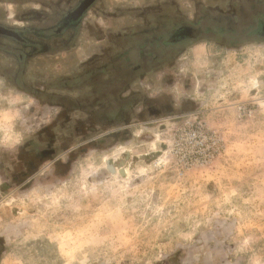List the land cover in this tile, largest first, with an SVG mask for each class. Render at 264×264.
Here are the masks:
<instances>
[{
	"label": "rangeland",
	"instance_id": "rangeland-1",
	"mask_svg": "<svg viewBox=\"0 0 264 264\" xmlns=\"http://www.w3.org/2000/svg\"><path fill=\"white\" fill-rule=\"evenodd\" d=\"M29 10L51 12L0 0V25L44 24L18 18ZM147 19L158 33L211 27V40L152 42L176 54L120 94L133 96L121 114L59 97L83 101L52 83ZM261 25L264 0H96L68 48L32 53L0 34V264H264Z\"/></svg>",
	"mask_w": 264,
	"mask_h": 264
},
{
	"label": "trees",
	"instance_id": "trees-1",
	"mask_svg": "<svg viewBox=\"0 0 264 264\" xmlns=\"http://www.w3.org/2000/svg\"><path fill=\"white\" fill-rule=\"evenodd\" d=\"M210 18L216 19L215 16H210ZM201 19L202 17L199 16L198 21H201ZM148 21L149 24H145L137 30L116 38L117 40L119 38L126 39L124 43L117 44L119 46L117 53L103 57L98 63L86 65L81 71L72 76H61L52 83L55 88L77 89L79 91L82 89L83 93H85L83 101L67 95L59 97H64L70 101L72 108H83L85 110H91L94 107L103 110L104 106L115 104L114 110L118 112L117 114H121V111L132 105V95L121 98L120 94L141 75L169 62L176 54L170 55L169 53L164 57H160L161 52L164 50L160 51L159 49L151 48L152 42L161 45H171L176 37L173 35L175 29L183 24L179 23V21L170 23L167 25L168 31L165 29V31L158 33L159 26L150 20ZM210 29L211 27H206L204 30ZM187 40L188 38L186 37L183 41L187 42ZM35 52L33 50L32 53ZM173 52H178V49H174ZM19 55H24L23 50H20ZM43 93L39 92L38 94L41 95ZM55 95L53 98H58V94ZM113 119L114 116H108V120L113 121Z\"/></svg>",
	"mask_w": 264,
	"mask_h": 264
},
{
	"label": "flooded vegetation",
	"instance_id": "flooded-vegetation-1",
	"mask_svg": "<svg viewBox=\"0 0 264 264\" xmlns=\"http://www.w3.org/2000/svg\"><path fill=\"white\" fill-rule=\"evenodd\" d=\"M33 1L40 2L45 6L50 7L51 12L40 13L34 10H29L27 13L18 16V18L25 21H43L44 24H41L39 26L21 27H6L0 25V34L9 36L12 40L20 45L19 48L21 49L28 48L31 50L39 49L47 51L52 49L68 48L71 45L70 42L75 37L80 19L96 0H76L75 2H72L71 6L69 8H66L65 10H58L54 7V5L52 6L50 3H45L43 0ZM84 2L86 6L81 8L80 6H82ZM69 3H71V1ZM52 23L53 25H51ZM206 32L208 31H202V28L199 26L191 25L190 21L187 23H183L178 26L177 29H175L173 35L176 37L173 39L171 46L177 45L182 42L184 43L185 41L183 40L186 37L188 38V42H198L199 40L203 39L211 40V38L206 35ZM257 32L264 34V25H261L260 30H258ZM63 36L65 38L64 40H61ZM29 54L30 53H27V55ZM24 57L22 55H19L17 56V60L23 59ZM149 110L151 112L159 111L158 109L154 110L150 107ZM41 151L44 153L45 157L49 156L52 153V150L48 148H44Z\"/></svg>",
	"mask_w": 264,
	"mask_h": 264
},
{
	"label": "crops",
	"instance_id": "crops-1",
	"mask_svg": "<svg viewBox=\"0 0 264 264\" xmlns=\"http://www.w3.org/2000/svg\"><path fill=\"white\" fill-rule=\"evenodd\" d=\"M90 56H91V53L88 54V55L84 58V60H79V62L81 63V61H85V60L88 59ZM82 63L84 64V63H86V62H82ZM76 64L78 65L79 63L77 62ZM83 64L78 65V66H79L78 68H80V66H81V69H82V68H83V66H82ZM78 68L75 69V70H73V73L76 72V71H79ZM71 73H72V72H71ZM64 74L66 75V73H64Z\"/></svg>",
	"mask_w": 264,
	"mask_h": 264
},
{
	"label": "water",
	"instance_id": "water-1",
	"mask_svg": "<svg viewBox=\"0 0 264 264\" xmlns=\"http://www.w3.org/2000/svg\"><path fill=\"white\" fill-rule=\"evenodd\" d=\"M84 6H86V5H85V2H84V4H83L82 6H80V7L83 8ZM81 8H80V9H81Z\"/></svg>",
	"mask_w": 264,
	"mask_h": 264
}]
</instances>
